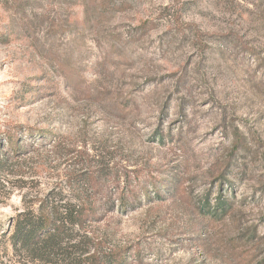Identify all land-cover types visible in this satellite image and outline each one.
I'll return each mask as SVG.
<instances>
[{
    "label": "rangeland",
    "instance_id": "374dc122",
    "mask_svg": "<svg viewBox=\"0 0 264 264\" xmlns=\"http://www.w3.org/2000/svg\"><path fill=\"white\" fill-rule=\"evenodd\" d=\"M12 126L86 145L119 181L135 205L101 225L104 254L264 264V0H0ZM59 155L23 157L36 190L60 181ZM24 192L0 194V264H24L9 241Z\"/></svg>",
    "mask_w": 264,
    "mask_h": 264
},
{
    "label": "trees",
    "instance_id": "16d2710c",
    "mask_svg": "<svg viewBox=\"0 0 264 264\" xmlns=\"http://www.w3.org/2000/svg\"><path fill=\"white\" fill-rule=\"evenodd\" d=\"M23 132L15 126L0 131V194L25 189L22 209L10 223L13 256L24 264H125L119 250L104 254L101 230L106 218L135 205L119 181L106 174L86 145L67 148L51 136L35 132L23 138ZM57 153L64 164L60 181L40 192L30 185L34 179L23 157L35 158L44 168ZM215 201L206 212L213 218L225 215L226 198L220 194ZM207 205L204 201L202 209Z\"/></svg>",
    "mask_w": 264,
    "mask_h": 264
}]
</instances>
